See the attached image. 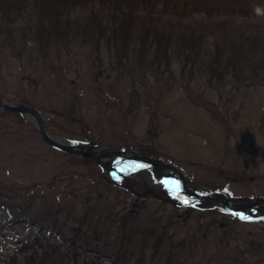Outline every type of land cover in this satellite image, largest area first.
Segmentation results:
<instances>
[{
	"label": "rangeland",
	"instance_id": "rangeland-1",
	"mask_svg": "<svg viewBox=\"0 0 264 264\" xmlns=\"http://www.w3.org/2000/svg\"><path fill=\"white\" fill-rule=\"evenodd\" d=\"M98 10L102 15L107 13L101 7H97ZM88 13L84 8H77L73 16L84 19ZM161 20L163 27L184 32L196 30L210 40H219L225 30L232 38L242 31L264 35V8L249 18L235 14L211 17L203 14L186 19L162 15ZM35 25L33 16L11 24L21 31ZM90 41L80 38L69 46L52 48V60L57 62L56 70H63L62 74L52 73L50 69L44 72L45 66H41L40 72H32V68L20 62H13L9 69L4 65L5 80L0 77V91L8 95L10 102L17 103L25 98L30 105L41 108L46 122L57 132L56 137L93 140L115 151H124L123 148L129 146L127 151L134 150L144 157L149 151L142 147L151 145L148 150H155L161 155L159 158L180 169L197 186L223 192L231 198L264 200V83L249 86L228 83L217 87L206 77L192 76L187 69L183 72L182 65L176 61L174 74L169 76L137 65L136 49H133L135 55L128 52L132 59L129 64L117 67L116 51L105 46L101 49L102 78L97 82L91 71L95 47ZM4 48L6 51L0 48V52L14 53ZM32 53L41 52L35 49ZM73 101L77 102L74 108ZM56 107L61 111L73 108L76 119L83 116L81 123L70 124L69 117L61 111L56 117V110H51ZM31 119L25 116L28 123ZM2 120L18 127L16 118L6 116ZM29 126L22 129L21 135L27 138L25 143L13 152L2 153L13 159L0 165L1 263L23 246H31L34 240L66 248L70 240L59 233L54 222L44 220V215L40 214L48 210L50 199L55 198L62 204L72 203L79 196L90 197L103 191L108 193L102 198L105 202L110 200L115 210L128 212L130 205L140 197L147 206L142 212L145 216L150 213L157 214L160 219L176 216L175 221L182 224L178 229L187 239L199 222L205 221L204 228L206 219L214 221L217 224L213 229L223 220V214L216 208L211 211L210 204L201 207L197 204L193 215L184 218V206L148 170L132 175L131 190L115 187L110 191V175L123 178L125 170L117 168L120 171H115L106 165L80 159V156L63 155L32 136ZM102 160L112 166L133 164L129 159L102 157ZM5 202L8 204H3ZM14 203L21 204L25 211L19 213L11 206ZM65 217L59 218L60 225L70 229V221L62 224ZM186 219L189 222L185 223ZM230 227V232H234L232 236L238 238L236 243L223 247L218 245V237H202L194 264H264L257 263V258L261 260V257L245 244L247 239H253L264 249V220H234ZM66 235L71 236L68 232ZM76 242L84 264H114L116 251L111 240L96 243L88 232ZM213 254L217 255L214 259ZM118 264H136V260Z\"/></svg>",
	"mask_w": 264,
	"mask_h": 264
},
{
	"label": "trees",
	"instance_id": "trees-1",
	"mask_svg": "<svg viewBox=\"0 0 264 264\" xmlns=\"http://www.w3.org/2000/svg\"><path fill=\"white\" fill-rule=\"evenodd\" d=\"M97 7L105 9L107 13L102 15L101 10L96 11ZM77 8H84L90 13L84 16V19L75 17L73 11ZM261 8H264V0H0L2 19H0V48L6 51L4 47H8L14 52H0V77L5 80L4 65L9 69L13 62L25 64L27 68H32V72H40L41 66H45L46 68L42 69L44 72L45 69H50L52 73L62 74L63 70H56L57 62L52 60L50 53L52 48L69 46L82 38L91 40L90 42L94 44L95 54L91 57V71L95 75L93 79L97 82L102 78L101 49L105 46L116 51L117 67L129 64L132 60L129 54L135 55L133 49H136L137 65L151 71L159 70L163 74L173 76V66L176 61L182 65L183 72L187 69L192 76L206 77L209 83L217 87H224L228 83L257 85L264 83L263 34L242 31L236 38H232L225 30L219 40H210L208 36L196 30L190 29L184 32L176 28L163 27L161 16L174 15L186 19L203 14L208 17L217 14H235L249 18L255 16ZM29 16H33L36 20L33 28L21 31L11 26L16 20ZM17 49L19 52L16 51ZM35 49L41 53H32ZM0 95L8 97L3 91H0ZM19 101L29 103L25 98ZM76 104L77 102L73 101L72 107L74 108ZM73 108L68 111H61L58 107L51 110H56V117L60 116L61 111V114L69 117L70 124L78 125L83 116L76 119ZM6 116L16 118L18 127L4 122L2 118ZM27 124L29 126L21 114L0 108V165L13 159L9 155L3 156L2 153L13 152L20 144L22 146L25 143L27 138L21 134L23 126ZM46 127L48 132L57 134L47 122ZM29 128L31 135L40 139L38 131L31 126ZM18 135L22 138L18 139ZM148 148H152L151 145L142 147L149 151L147 154L152 157L157 156L155 150ZM82 159L94 162L88 158ZM126 180L130 182L129 179ZM115 183L108 184L110 191L115 187L122 191L126 189L122 184ZM196 187L203 189L201 186ZM107 194L99 191L90 197L79 196L78 200L64 204L57 198L50 199L48 210L40 214L44 215V220L54 222L53 225L59 233L70 240L66 248L61 249L55 243L34 240L31 246H23L2 263L0 261V264H56L58 260L61 264H84L85 261L79 258L76 239L88 232L96 243L111 240L110 244L116 251L114 264L121 261L130 262L134 259L136 264H194L195 253L198 251L202 237L206 238L208 235L218 237V245L221 244L223 247L227 245L231 247L233 242L236 243L235 240H238L237 237L232 236L234 232H230L232 230L230 226L235 219L227 216L221 206L211 205L210 208L211 211H215L213 209L216 208L223 214V220L218 227L212 229L217 223L208 219L204 228L202 227L205 221L199 222L196 228L192 229L189 240L178 229L182 224L180 221H175L176 216L170 215L168 217L171 218L166 219H160V216L151 213L145 216L142 212L147 206L145 200L140 197L130 205L128 212L115 210L112 201L105 202L102 199ZM235 204L249 206L251 202L244 200ZM11 206L21 214L25 211L21 204L14 203ZM30 209H33V205H30ZM195 211V208L189 207L182 212V215L186 218ZM64 215L67 217L63 219L62 224L70 221V229H67L66 225L65 227L60 225L59 218ZM184 222L189 221L186 219ZM65 232L70 233L71 236H65ZM245 244L251 247L255 255L261 257L260 260L254 255L257 263L264 262V249L259 241L247 239ZM216 257L217 255H212L213 259Z\"/></svg>",
	"mask_w": 264,
	"mask_h": 264
},
{
	"label": "water",
	"instance_id": "water-1",
	"mask_svg": "<svg viewBox=\"0 0 264 264\" xmlns=\"http://www.w3.org/2000/svg\"><path fill=\"white\" fill-rule=\"evenodd\" d=\"M0 106L10 111H16V113L21 112L23 114L33 116L34 122L32 123L39 130V133L41 134L43 139H45V141H47V143H49L51 146L59 149V151L62 150L65 152L81 154L87 157L94 158L99 163H101L102 161L97 157V154H99L100 156L114 155V156H121V158L124 157L123 154L121 155V153L119 152L111 151L103 146H100L94 141L71 143L66 140L51 136L49 132H47L46 130L45 123L40 112H38V110H36L35 108L28 106L27 104L26 105L8 104L5 103V101L0 97ZM135 161L139 165V169L148 168V169H152L154 172L158 171L159 173H161V171L164 168V169L173 170L174 172L178 173L180 179H182L183 181L182 193L187 194L186 199L189 201V203L219 201L224 205H226L229 208V210L235 215H237V213L244 214L251 217L252 220H258V221L259 219L264 218V211H260V209L264 210V207L257 209H247V210L238 209V207L235 208L234 206H232V200L222 193H218V192L199 193L196 191L189 190L188 187H186L187 184L183 173L171 165L164 164L161 160L146 161L143 159H138ZM160 179L164 181L167 184V186L170 189H172L174 192L177 193L179 192L175 188H173V186L169 182L163 179V177H160ZM237 216L241 217L240 215Z\"/></svg>",
	"mask_w": 264,
	"mask_h": 264
},
{
	"label": "snow or ice",
	"instance_id": "snow-or-ice-1",
	"mask_svg": "<svg viewBox=\"0 0 264 264\" xmlns=\"http://www.w3.org/2000/svg\"><path fill=\"white\" fill-rule=\"evenodd\" d=\"M187 202V201H185ZM237 215H240L243 219H246V220H250L251 217L247 216V215H244V214H240V213H237Z\"/></svg>",
	"mask_w": 264,
	"mask_h": 264
}]
</instances>
